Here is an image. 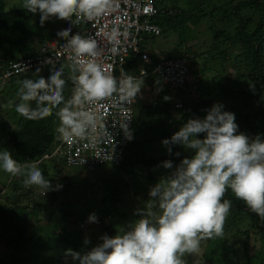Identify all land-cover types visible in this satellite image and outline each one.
I'll list each match as a JSON object with an SVG mask.
<instances>
[{"label":"clouds","instance_id":"1","mask_svg":"<svg viewBox=\"0 0 264 264\" xmlns=\"http://www.w3.org/2000/svg\"><path fill=\"white\" fill-rule=\"evenodd\" d=\"M111 3L112 0H23L22 3L28 13L39 15L41 27L54 19L62 21V29L55 32L52 40L60 38L65 41L62 47L71 61L73 74L69 79L72 90L66 99L63 94L66 80L63 69L59 67L50 71L47 77L41 76L40 69H37L36 79L20 81L23 74L19 77L20 87L16 93L19 102L15 104V112L33 121L56 110L59 121L56 132L69 143L85 138L89 130L96 129L100 117L89 105L112 97L117 90L121 99L129 102H134L138 93L142 96L138 101H141L147 93L160 92L154 87L155 83L150 90L146 89L143 71L141 75L134 76L135 67H132L130 58L125 66L126 73L121 70L122 78L117 80L97 62L100 52L95 39L78 32L70 35L73 17L77 18V23L94 20L108 11ZM45 40L51 39L42 41ZM190 75L189 71V80L182 90L192 95L191 90H197L199 79L195 75L190 80ZM143 84L144 94L140 93ZM175 103L170 105L177 111L180 108L174 109ZM204 111L202 118L194 116L188 119L169 138L160 141L168 155L180 157V152L173 151L179 146L190 156L180 159L175 166L168 159L158 165L171 171L149 187L146 209L135 211L139 218L120 228L114 236L101 235L100 242L90 250L66 249L65 256L70 257L74 264H184L182 257L186 253L200 252L202 239L223 235L224 222L232 206L231 200L222 199L227 190L264 221V134L249 137L240 132L235 114L225 111L221 103H214ZM122 130L130 141L132 130L126 124ZM38 163L21 164L12 158L9 150L0 148V171L10 176H23L25 187L39 188L43 198L59 199L57 190L62 185L53 186L51 180L42 174ZM53 163L55 166L61 164ZM87 222H98L96 214H89ZM90 242L87 237L83 241L84 245Z\"/></svg>","mask_w":264,"mask_h":264},{"label":"trees","instance_id":"2","mask_svg":"<svg viewBox=\"0 0 264 264\" xmlns=\"http://www.w3.org/2000/svg\"><path fill=\"white\" fill-rule=\"evenodd\" d=\"M156 5L159 8L175 11L173 15L156 17L155 22L159 25L161 34L163 31L182 27L195 28L204 20H212L222 26L220 29H217L218 27L216 30L214 29L213 39L216 47L219 48L222 44L229 42L231 47L239 49V54L235 57H233L232 51L227 48L218 52H215L213 48L197 52L196 45L192 43L187 45L184 51H181L180 47L177 46L172 54H167L164 59H185L190 64L189 70L193 72V76H202L205 72L214 70L213 65H209L210 63L218 64L220 66L218 73L223 75L232 68L229 78L226 79L227 90L221 88V91L232 98L229 109L235 114L238 130L249 137L264 134V0H192L189 3L182 2V0H157ZM35 16L39 15L33 16L23 8L6 11L4 0H0V58L2 60L12 61L34 56L39 41L52 39L56 36L57 31L62 29L61 20H59V24H56L58 30L54 33L46 22L41 27L39 18L32 21ZM203 16L205 17L203 18ZM37 39H39L38 42H36ZM150 39L153 40V37H146V43ZM130 59L133 64L132 67H135L134 73L144 67L139 57L132 56ZM58 67L63 69V77L66 80L63 94L67 99L70 97L72 90L69 77L73 73L70 63L63 62L52 66L46 69L41 76L47 77L50 71ZM146 68L150 70V67ZM242 81H248L251 84L255 91L253 95L251 91L240 90ZM19 85L18 79L11 81L0 89V95L16 92ZM161 87L166 95L174 93V96L171 97L172 99L168 97L169 99L165 100L160 92H156L150 93L149 96L138 101L136 106L140 105V107L137 108L135 123L132 126V139L125 146L119 164L111 163V165L127 172H129L128 170L131 171L134 166L139 165L150 174L166 159L172 160L173 164L176 165L180 159L190 156L189 152L184 153V150L179 146L174 147L173 151L180 152V157L168 155L165 148L163 154L159 156H148L144 149L149 137L156 135L158 136L156 140L159 142L162 139L169 138L171 134H165L163 130L176 132L192 114V110L188 109V103L182 100V95L179 93L184 92L182 88H174L167 93L168 85H162ZM237 97L245 102L243 107L237 105ZM174 102H181L182 108L177 111L172 110L170 103ZM204 104L208 106L209 102L206 100ZM254 105L257 106L253 110H246ZM55 111L53 110L52 114L43 119L33 121L19 116L14 127L9 131L7 128V131H5L7 137L0 136L2 140L1 148L9 150L12 158L21 164L39 162L38 166L46 179H49L47 165L52 162V168H54L55 163L53 162L55 161L54 159L45 160L43 156L51 153V151L53 152L60 137L56 132L59 121ZM137 134H140V138L136 136ZM59 165L63 170V166ZM80 169H84L82 171L85 173L94 170L87 167ZM136 175L141 177L140 174ZM148 177L149 179L153 178L151 175ZM76 178L79 179L80 176H76ZM51 183L53 185L52 181ZM2 184L3 186L0 187V246L6 248L10 253L18 255L15 256L16 258L13 257L16 263L20 264L21 255L28 254L32 250L37 253L35 259L38 264H43L45 263L44 259L43 261L39 259L46 252L52 251L58 257H61L66 249L78 252L91 249L84 250L85 228L80 222L85 220V215L73 213L75 205L81 206L78 201L79 198L75 197L77 202H70L69 198L68 204L62 202L58 205L57 210L62 217H52L51 230L46 228L48 224L45 226H30L27 221L21 219V212L28 208V205L23 204L24 201H31L33 197L36 198L41 195L39 188L35 186L25 187L23 176L18 178L12 176V178H8L6 184ZM68 185H71V183H68ZM114 195L115 193L111 192V196ZM88 197L91 198L89 195ZM222 199H228L232 202L229 215L224 222L223 235L206 238L207 241L209 244H217L215 239H223L221 246H219V249L224 248L227 250V253L221 256L220 261L223 264H264V221H261L249 210H245L244 203L236 199L230 190L225 192ZM56 200L58 201L56 197L49 198L48 203L54 205ZM105 203L112 205L109 201ZM105 203H103V207ZM108 209L110 208L108 207ZM110 212V210L105 209L102 214L106 216ZM74 215L76 217L75 221L78 222L74 221L76 226L69 219ZM107 218H110V215H107ZM113 230H110L107 235L113 236L116 231ZM238 237L243 238L241 257H244V259L235 254L236 245L234 242ZM90 241L92 243L96 242L94 238ZM31 258L29 255L28 259ZM186 260L188 264H192L190 257H186ZM220 261L217 258L211 264H219ZM208 262H210V259H208Z\"/></svg>","mask_w":264,"mask_h":264},{"label":"rangeland","instance_id":"3","mask_svg":"<svg viewBox=\"0 0 264 264\" xmlns=\"http://www.w3.org/2000/svg\"><path fill=\"white\" fill-rule=\"evenodd\" d=\"M192 2V0H182V2ZM169 3V1H167ZM23 0H4V7L6 11H11L17 8L22 7ZM205 16H203L204 18ZM39 16H35L32 21H36ZM216 23V24H215ZM48 27L55 33L57 29V25L59 24V20H52L46 22ZM61 24V23H60ZM218 27V28H217ZM222 28L217 22H213L212 20H204L200 25L195 26V28H187L182 27L179 29L163 31V33L156 38L150 39V41L146 44H143L145 51L149 53H154L155 56H158L160 59H164L167 54H172L175 48L180 47L181 51L186 49V46L189 44H195V49L197 52L208 50L209 48H213L215 52L223 50L227 48L229 51H232L233 57L239 54V49L231 47L228 43L222 44L219 48L216 47L214 42L213 36L215 34V30ZM215 29V30H214ZM201 62V61H199ZM209 65H213L214 70L210 72H205L202 76H195L199 79L198 88L197 90H191V94L189 95L186 92H179L182 98L186 103H188V109L192 110V114L189 117L193 118L194 116L203 117L205 114V109L210 108L214 103H221L224 105V110L234 113L229 109V106L232 102V98L227 96L224 92L221 91V88L227 90L226 79L229 78L230 73L232 72V68L227 71L226 74L218 73L220 70V66L216 63H210ZM187 66L190 67V64L187 62ZM195 70V69H193ZM190 71V70H189ZM190 80H193V72L190 71ZM38 77L37 73L34 72L32 74H24L20 81L25 78L36 79ZM154 78V76H152ZM226 77V78H225ZM19 80V78H18ZM19 81V82H20ZM160 82L157 81L154 84V87L160 90L161 96L164 97H173V94H165L163 88L159 87ZM189 85L185 88L186 90L189 88ZM144 84L141 88L140 93L144 94ZM162 86V85H161ZM20 85L18 86V88ZM17 88V90H18ZM240 90L241 91H251L253 95L255 93L254 88L251 87V84L248 81H242L240 83ZM17 91L9 92L8 94H1L0 95V136L6 138L7 136V128L8 131L11 130L19 115L15 112V104L19 102L18 97L16 95ZM150 93H147L144 98L149 96ZM248 98V97H246ZM245 98V99H246ZM240 97H237V105L243 107L244 101L239 100ZM209 102V105L206 106L204 104L205 101ZM239 100V101H238ZM240 104H239V103ZM257 105L250 107V109H246L247 111L253 110ZM140 105L134 106V123L137 114V108ZM179 129V128H178ZM177 130V128H176ZM165 134H173L171 130H163ZM140 138V134L136 135ZM158 136L154 135L148 138L149 141L145 143L144 146L145 151L147 152L148 156H159L163 154L164 147L161 145L159 141H157ZM251 137V136H250ZM2 140L0 137V148H1ZM187 152L184 150V153ZM188 153V152H187ZM165 154V153H164ZM47 176L53 182V185L56 186L57 184L62 185L58 193L60 194V198L58 201H55L54 205L48 203L47 198H43L44 196L39 195L38 197L31 199V201H24V205H28L26 210L21 212V219L27 221L30 226L36 225H47L46 228L52 230V217H62L61 213L57 210L58 205L62 202L68 204L67 198H70V202H77L76 198H79L78 201L81 203V206L78 207L75 205L73 213H77L78 215H85V220L82 223L83 227L85 228V238L96 240L95 243L90 242V244L85 245V249H90L99 243V237L101 235L110 233V230H116L119 232L120 228H125L133 221L138 219L139 217L135 215V211L139 208L146 209V201L148 200V190L149 187L162 177L168 175L171 170H166L161 167L152 170L149 174L148 171L139 165L134 166L132 170H121L118 167H115L111 164H106L102 166L96 167L93 171L89 173H85L84 169H80L78 167L74 168H64L63 170L60 166H55L52 168V163L47 165ZM175 166V165H174ZM140 174L141 177H138ZM149 175L153 178L149 179ZM76 176H80L79 179ZM19 176H15L18 178ZM8 178H12V176L0 171V187L3 186L2 183L6 184ZM71 183V185H68ZM81 190V191H80ZM111 192H114L115 195L112 197ZM86 194V195H85ZM88 195L91 197L89 198ZM112 197V202H111ZM50 197L48 196V199ZM109 201V203H105ZM103 203H105L103 207ZM108 207L110 209H108ZM107 209L111 212L107 215H110V218H107V215L104 216L102 212ZM245 210H248L246 206L244 207ZM95 213L98 222L96 223H88L87 217L89 214ZM57 215V216H56ZM75 215L73 217H69L72 224H75ZM69 220V221H70ZM73 220V221H72ZM76 223H75V222ZM247 222V221H246ZM70 225V227L72 226ZM59 226V225H58ZM113 230V231H114ZM214 241V240H213ZM217 244H209L206 238L202 239L200 242V252L199 253H186L182 259L184 264H188L186 257H190L192 264H211L217 258L220 261L221 256L227 253V250L224 248L219 249L221 243L223 242L222 238L215 239ZM243 241L242 237H238L234 242L235 247V254L238 257H241V242ZM92 243V244H91ZM82 252V251H80ZM32 257L28 259L29 255ZM25 253L21 255V263L20 264H38L35 257L37 253L32 250V252ZM231 254V253H230ZM15 256L17 254L10 253L6 248L0 246V264H19L15 261ZM13 257H15L13 259ZM34 257V259H33ZM220 257V258H219ZM45 261L43 264H74L70 257L65 256V252L62 253L61 257H58L52 251L46 252L40 256V261ZM210 259V262H208ZM244 259V257H241ZM219 264H223L221 261Z\"/></svg>","mask_w":264,"mask_h":264},{"label":"built area","instance_id":"4","mask_svg":"<svg viewBox=\"0 0 264 264\" xmlns=\"http://www.w3.org/2000/svg\"><path fill=\"white\" fill-rule=\"evenodd\" d=\"M156 2L112 0L109 10L94 20H80L77 23V18L73 17L70 35L78 32L95 39L100 52L97 62L117 80L122 78V71L126 73L125 66L130 56H138L144 67L134 76L141 75V71L145 73L142 79L147 90L157 79L162 85H168L167 93L174 88H183L189 80V69L184 59L157 60L154 54L142 50L146 37L161 34L156 17L175 14V11L157 7ZM63 23L66 27V23ZM63 42L60 38L42 41L36 47L34 56L12 61L0 58V88L25 73L40 69L39 74L42 75L46 69L59 63L71 64L68 52L62 47ZM146 67H150V70ZM141 97L138 93L135 101L129 102L121 99V93L117 90L112 97L89 105L100 117L96 129L89 130L85 138L71 143L59 137L53 152L45 154L43 158L54 159L66 167H87L90 170L106 163L118 165L129 142L122 129L126 124L132 130L134 105ZM173 107L179 109L182 104L177 102Z\"/></svg>","mask_w":264,"mask_h":264},{"label":"crops","instance_id":"5","mask_svg":"<svg viewBox=\"0 0 264 264\" xmlns=\"http://www.w3.org/2000/svg\"><path fill=\"white\" fill-rule=\"evenodd\" d=\"M144 44H146V42H145ZM142 48H143V50L145 51V48H144V46H142Z\"/></svg>","mask_w":264,"mask_h":264}]
</instances>
